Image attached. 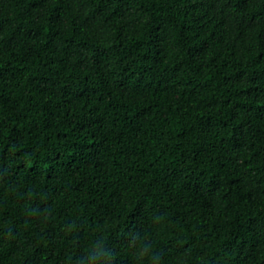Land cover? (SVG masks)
Segmentation results:
<instances>
[{"label":"trees","instance_id":"1","mask_svg":"<svg viewBox=\"0 0 264 264\" xmlns=\"http://www.w3.org/2000/svg\"><path fill=\"white\" fill-rule=\"evenodd\" d=\"M0 264H264V0H0Z\"/></svg>","mask_w":264,"mask_h":264}]
</instances>
